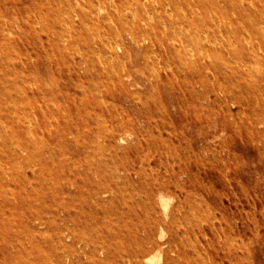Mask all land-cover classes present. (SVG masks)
<instances>
[{"label":"rangeland","instance_id":"obj_1","mask_svg":"<svg viewBox=\"0 0 264 264\" xmlns=\"http://www.w3.org/2000/svg\"><path fill=\"white\" fill-rule=\"evenodd\" d=\"M0 264H264V0H0Z\"/></svg>","mask_w":264,"mask_h":264},{"label":"bare ground","instance_id":"obj_2","mask_svg":"<svg viewBox=\"0 0 264 264\" xmlns=\"http://www.w3.org/2000/svg\"><path fill=\"white\" fill-rule=\"evenodd\" d=\"M238 2H240V1H238ZM175 4V3H174ZM179 7V6H178ZM176 9V8H175ZM127 11V10H126ZM131 12V11H130ZM172 12V11H171ZM198 12H199V9H198ZM170 13V12H169ZM94 15V14H93ZM92 15V16H93ZM179 15V14H178ZM181 15V14H180ZM203 15V14H202ZM204 15H206V14H204ZM121 16V15H120ZM242 16V15H241ZM174 17V16H173ZM147 18V17H146ZM192 19V18H191ZM201 30V29H200ZM94 31V30H93ZM221 31V30H220ZM201 32H202V30H201ZM162 35V34H161ZM203 35V34H202ZM209 37V36H208ZM189 39V38H188ZM193 42V41H192ZM73 43V42H72ZM73 45H75L74 43H73ZM72 45V46H73ZM71 46V45H70ZM191 50V49H190ZM216 50H218V49H216ZM216 50H214V51H216ZM190 52H192V51H190ZM193 54V53H192ZM98 56V55H97ZM193 56V55H192ZM98 58V57H97ZM100 58V57H99ZM185 63V62H184ZM177 69V68H176ZM166 70V69H165ZM156 77V76H155ZM164 104V103H163ZM161 107V106H160ZM3 120V119H2ZM108 130V129H107ZM117 131V130H116ZM4 132H7V131H4ZM53 147V146H52ZM41 149V148H40ZM49 149V148H48ZM78 157V156H77ZM64 163V162H63ZM42 169V168H41ZM39 173V172H38ZM73 173V172H72ZM25 178V177H24ZM23 183V182H22ZM152 219H153V217H152ZM185 221V220H184ZM72 227V226H71ZM73 228V227H72ZM103 231V230H102ZM162 231V230H161ZM162 233V232H161ZM165 234V233H164ZM161 235V234H160ZM161 237V236H160ZM106 238V237H105ZM165 238V237H164ZM106 240V239H105ZM65 242V241H64ZM164 246V245H163ZM162 246V247H163ZM117 247V246H116ZM90 249V248H89ZM96 249V248H95ZM98 249V248H97ZM92 251H94V250H92ZM96 253V252H95Z\"/></svg>","mask_w":264,"mask_h":264}]
</instances>
